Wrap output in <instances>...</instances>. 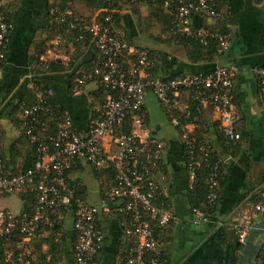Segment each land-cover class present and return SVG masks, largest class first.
I'll return each instance as SVG.
<instances>
[{"label": "built area", "instance_id": "built-area-1", "mask_svg": "<svg viewBox=\"0 0 264 264\" xmlns=\"http://www.w3.org/2000/svg\"><path fill=\"white\" fill-rule=\"evenodd\" d=\"M113 8L97 13L92 24L75 20L77 42L95 51L94 67L76 79L83 87L91 81L104 89L100 118L90 122L88 133L78 134L68 112L58 104H51V89L36 88L35 101L23 109V126L29 141L37 144V161L33 168L12 174L0 156V198L33 192L35 203L31 212L16 215L0 206V234L12 239L20 237L15 251H8L4 264H33V240L38 232L54 228L60 215H74L76 243L75 264H98L104 237L98 228L100 209L78 195L79 186L70 175L77 161H85L98 172L112 171L113 185L103 190L104 204H118L125 217L123 232L129 248L119 264H167L159 252L157 230H164L173 221L169 204L162 198V189L154 179L163 163L164 145L156 140L147 127L145 101L153 94L163 106L171 124L181 132L188 168L194 180L202 169L206 171L207 204L216 209L220 198L224 160L214 155L210 147L199 143L194 132L185 126L211 109L217 115L219 133L228 150H232L242 136L235 126L242 116L236 105V83L242 68L233 63H221L230 48V35L217 24L196 26L201 19L219 23L224 16L223 0H124L131 3H153L169 12L170 31L174 37L185 38L204 46H215V60L219 63L207 74H181L159 78L155 75L156 59L149 52L132 47L125 40L119 16L114 8L118 0H107ZM52 15L56 17L55 11ZM65 22L66 17L56 18ZM12 22L0 4V63L6 62ZM264 103V66L253 68ZM52 120L55 134L45 141L39 135ZM130 122V130H120ZM263 212L264 206L255 207ZM196 223L207 224L212 217L204 211L193 210ZM256 222L246 216L230 226L240 239L248 238ZM62 238L61 230L56 233Z\"/></svg>", "mask_w": 264, "mask_h": 264}, {"label": "crops", "instance_id": "crops-1", "mask_svg": "<svg viewBox=\"0 0 264 264\" xmlns=\"http://www.w3.org/2000/svg\"><path fill=\"white\" fill-rule=\"evenodd\" d=\"M80 3L76 1L67 9L56 11L54 17L52 11L57 0H0L13 25L7 60L0 67V156L12 174L25 171L31 154L21 109L36 88L53 91V100L68 112L75 131L82 136L88 133L90 122L100 118L98 111L103 103V97L99 94L100 84L91 81L83 87L76 85L79 75L91 66L95 57L94 49L79 48L77 41L56 30L55 36L42 49L33 51L35 41L43 39H38L37 34L42 31L49 33L56 18L94 19L97 13ZM139 4L140 16L147 17L150 4ZM221 9L224 16L221 22L197 19L195 25L217 24L230 35V48L221 63H233L243 70L236 83L235 98L242 116L235 130L243 139L229 151L224 160L220 198L211 223H196L189 201L195 180L188 168L180 130L173 127L166 112L163 118H158L155 130H150V112L156 97L148 94L145 101L147 127L165 149L163 163L154 179L159 183L162 198L169 204L173 214L170 226L157 236L160 244L158 250L167 264H232L237 256L238 245H245L248 238L237 237L230 225L246 216H251L258 223L263 213L256 212L255 207L264 206V103L258 79L251 70L264 66V0H223ZM121 30L130 46L135 47L139 40V44L147 47L140 49L152 53L156 59L154 72L159 78L207 74L219 64L215 59L198 63L190 61L186 49L173 38L170 21L160 36L145 37L140 32L139 16L133 11H126L121 14ZM185 127L194 133L198 130V126L193 123ZM201 130L220 156L225 145L214 112L209 124ZM112 177V171L98 172L81 160L77 161V168L70 175L86 202L100 209L98 228L104 243L97 258L98 264L121 263L129 248L123 232L125 217L118 211V204H104L103 190L106 184L113 185ZM0 206L16 215L22 214L24 202L21 193L2 196ZM58 221L62 246L53 258L49 245L44 243L50 234L44 233L33 245V249L41 246L38 248L40 259L35 260L34 264H75L77 235L74 215L71 212L63 213ZM256 244L263 247L264 236ZM260 264H264V261Z\"/></svg>", "mask_w": 264, "mask_h": 264}, {"label": "trees", "instance_id": "trees-1", "mask_svg": "<svg viewBox=\"0 0 264 264\" xmlns=\"http://www.w3.org/2000/svg\"><path fill=\"white\" fill-rule=\"evenodd\" d=\"M19 1V0H18ZM76 1H81L87 8H89L91 11L94 13H101L100 17L103 18L106 14L104 13V10L113 8L107 0H57V5L54 9V11H62L67 9V7H70V4ZM114 8H118L121 12H126V11H133L136 15L139 16V28L140 32L142 35L145 37H152L155 38L157 36H160L162 34L161 32L166 29L167 24H169L170 17L169 12L166 10H161L158 7H155L153 3L150 4L149 7V14L147 17H142L140 16V4L139 3H131L129 1H124V0H118L114 6ZM9 20L11 21L10 17L8 16ZM120 22H121V15L119 16ZM88 24H92L93 20L92 19H87L85 21ZM76 25L78 26V23L75 21L74 18L66 17L65 22H58L55 21L53 25V29H50L49 33H44L43 31L37 34V38L43 39L40 42L35 41V44L33 46V51H37L38 49H42L43 46L46 44L47 41L51 40L55 36V31L57 30L58 33L60 34H66L68 35L71 39L77 40L78 38V30H74L71 28V25ZM175 38L176 42L183 46L188 54L189 60L198 63V62H203V61H212L215 58V46L213 44H210L209 46H204L199 42L192 41V40H187L185 38H180V37H173ZM79 48L85 47L81 43H77ZM87 47V46H86ZM85 47V48H86ZM93 49V48H92ZM152 54V53H150ZM39 56V55H38ZM34 57V56H33ZM36 57V56H35ZM36 60V59H35ZM34 60V61H35ZM94 59L91 62V66L87 68V72H91V70L94 67ZM5 62L0 63V67L4 65ZM39 63V59H37V64ZM81 74L79 75V77ZM47 90V89H45ZM99 94L103 97L104 101V89L102 85H100V90ZM36 99V94L35 92L32 93L31 97H28V101H26L21 109V112L23 113V109L25 106L31 105ZM51 104H56V102L53 100V98L49 99ZM213 111L211 109H208L204 112L202 116H199L196 118L197 120V126L198 130L195 133V137L197 138V141L199 143H203L206 146L210 147L212 150V153L218 157H221L222 160H225L226 157L229 155V150L228 148L225 147V150L220 156L214 151L213 146L210 144V142L207 140L205 137L204 133L202 132V127L207 126L209 124V120L211 117V114ZM219 127V125H218ZM120 130L123 132H128L130 130V122H126L122 127H120ZM56 127L54 125V122L52 120H48V127L43 132L42 134L39 135V139L42 141L46 140V137L48 134H55ZM236 131V130H235ZM237 132V131H236ZM26 135V132H25ZM26 138L27 135H26ZM222 139V137H221ZM243 139V137H242ZM29 144H30V152L31 154L28 156V164L25 168L26 172L27 170L33 168L36 164L37 161V144L31 143L29 139H26ZM224 169V167H223ZM223 171V170H222ZM207 178V173L205 170H201L200 172L197 173L196 181L194 184L193 189L190 191L189 195V201L190 205L193 208V210H200L204 211L207 214H209L211 217L213 216L214 212L216 209H211L208 204H207V196H208V189L207 186L205 185V180ZM78 195H82L80 190L78 189ZM22 200L24 202V211L23 213H28L31 212L35 203V194L33 192H28V193H21ZM258 203L260 202L257 201ZM60 226H59V221L57 220L56 225L54 228L51 229H44L40 230L38 232L37 237L33 240L32 243V249L33 245H36V241L39 237H41L44 233L48 232L50 234V237L48 238L47 241H45V244H48L50 247V253L52 254V257L54 258L55 253L58 252L59 247H61V239L57 240L56 238V233L60 231ZM161 231L157 230L156 236L159 235ZM238 237V236H237ZM239 239V238H238ZM20 241V237H15L12 239H8L7 237L3 236L0 234V264H4L5 258H6V253L8 251H15L17 248V245ZM43 244V242H42ZM41 244V245H42ZM244 245L239 244L237 247V256L234 258V261L232 264H238L239 262V253L242 251ZM38 248H41L38 247ZM38 248L33 249V264L35 260H39V253ZM42 259V258H41ZM254 261L256 264H260V262L264 261V246L259 248V252L254 258ZM253 261V262H254Z\"/></svg>", "mask_w": 264, "mask_h": 264}, {"label": "water", "instance_id": "water-1", "mask_svg": "<svg viewBox=\"0 0 264 264\" xmlns=\"http://www.w3.org/2000/svg\"><path fill=\"white\" fill-rule=\"evenodd\" d=\"M264 236V211L261 215L260 221L256 223L254 229L248 236L245 243L238 264H253L254 258L259 252V246L256 241Z\"/></svg>", "mask_w": 264, "mask_h": 264}, {"label": "rangeland", "instance_id": "rangeland-1", "mask_svg": "<svg viewBox=\"0 0 264 264\" xmlns=\"http://www.w3.org/2000/svg\"><path fill=\"white\" fill-rule=\"evenodd\" d=\"M81 5H83L84 6V4L83 3H80ZM86 8V7H85ZM87 13H89V12H85L84 14H87ZM86 20V19H85ZM139 40L136 42L137 44H136V48H138V49H140L141 47L142 48H146L147 49V47L146 46H142L141 44H139ZM150 42H152V43H154V41H150ZM138 46V47H137ZM146 49H144V50H146ZM143 50V49H142ZM146 51H148V50H146ZM152 106L153 107H151V108H153V109H151V112H150V118H151V123H150V130H155V128H156V124H157V120H158V118L160 117V118H163L162 117V115L164 116V114H165V110H164V108H163V106L161 105V103L158 101V99L157 98H154L153 99V104H152ZM169 121H168V125H169ZM16 201H19L18 199V197H15L14 198Z\"/></svg>", "mask_w": 264, "mask_h": 264}]
</instances>
